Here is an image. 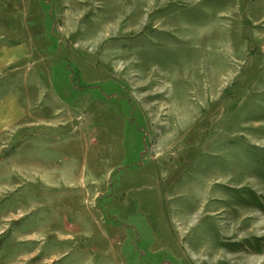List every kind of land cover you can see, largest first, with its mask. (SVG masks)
Returning <instances> with one entry per match:
<instances>
[{
    "label": "rangeland",
    "instance_id": "obj_1",
    "mask_svg": "<svg viewBox=\"0 0 264 264\" xmlns=\"http://www.w3.org/2000/svg\"><path fill=\"white\" fill-rule=\"evenodd\" d=\"M0 264H264V0H0Z\"/></svg>",
    "mask_w": 264,
    "mask_h": 264
},
{
    "label": "bare ground",
    "instance_id": "obj_2",
    "mask_svg": "<svg viewBox=\"0 0 264 264\" xmlns=\"http://www.w3.org/2000/svg\"><path fill=\"white\" fill-rule=\"evenodd\" d=\"M84 12V11H83ZM73 15V14H72ZM71 19V18H70ZM73 25H74V23H73Z\"/></svg>",
    "mask_w": 264,
    "mask_h": 264
}]
</instances>
